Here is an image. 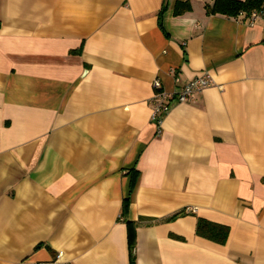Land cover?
Returning <instances> with one entry per match:
<instances>
[{
	"label": "crops",
	"instance_id": "1",
	"mask_svg": "<svg viewBox=\"0 0 264 264\" xmlns=\"http://www.w3.org/2000/svg\"><path fill=\"white\" fill-rule=\"evenodd\" d=\"M189 1L0 0V264H264V19Z\"/></svg>",
	"mask_w": 264,
	"mask_h": 264
},
{
	"label": "trees",
	"instance_id": "2",
	"mask_svg": "<svg viewBox=\"0 0 264 264\" xmlns=\"http://www.w3.org/2000/svg\"><path fill=\"white\" fill-rule=\"evenodd\" d=\"M263 3L264 0H214L212 3H207L205 9L209 15L222 14L234 18L244 15L247 19L253 11L260 9ZM191 9L192 5L189 0H176L175 14H181ZM184 213L185 210L179 211L167 218V220L175 219ZM196 233L199 236L225 244L229 237L230 227L205 218H198ZM131 243L132 249H134L135 242ZM131 264H136L134 251H132Z\"/></svg>",
	"mask_w": 264,
	"mask_h": 264
},
{
	"label": "built area",
	"instance_id": "3",
	"mask_svg": "<svg viewBox=\"0 0 264 264\" xmlns=\"http://www.w3.org/2000/svg\"><path fill=\"white\" fill-rule=\"evenodd\" d=\"M259 19H264V3L260 9L253 11L248 16L250 24H254ZM212 84L213 80L210 74L206 73L188 80L179 91L169 94L163 89L162 81L158 78L155 79L153 85L157 91L153 97V120H155L161 128L164 116L170 111L175 102H191L196 93L201 92Z\"/></svg>",
	"mask_w": 264,
	"mask_h": 264
}]
</instances>
